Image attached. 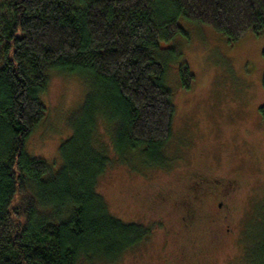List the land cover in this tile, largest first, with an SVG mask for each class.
<instances>
[{
    "label": "trees",
    "instance_id": "1",
    "mask_svg": "<svg viewBox=\"0 0 264 264\" xmlns=\"http://www.w3.org/2000/svg\"><path fill=\"white\" fill-rule=\"evenodd\" d=\"M2 8L0 264L112 263L150 232L114 219L96 186L108 147L120 157L143 150L153 167L170 139L174 109L159 42L185 35L178 17L229 43L258 36L264 0H7ZM53 73L88 83L85 127L60 146L55 176L25 153ZM180 73L188 89L193 76L185 65ZM100 119L114 127L108 147L96 137Z\"/></svg>",
    "mask_w": 264,
    "mask_h": 264
},
{
    "label": "rangeland",
    "instance_id": "2",
    "mask_svg": "<svg viewBox=\"0 0 264 264\" xmlns=\"http://www.w3.org/2000/svg\"><path fill=\"white\" fill-rule=\"evenodd\" d=\"M6 1L0 0V12ZM176 21L185 35L159 42L156 51L174 109L160 160L149 167L140 149L118 156L108 147L114 127L102 119L96 134L110 158L98 195L114 219L150 234L112 263L94 258L80 264H264V32L229 43L208 27ZM182 65L193 76L188 89L182 87ZM47 85L38 97L45 115L25 153L55 176L62 166L60 146L85 127L88 83L53 73ZM198 174L238 185L228 200L233 232L227 236L214 238L210 214H202L200 230L178 223L184 186Z\"/></svg>",
    "mask_w": 264,
    "mask_h": 264
},
{
    "label": "flooded vegetation",
    "instance_id": "3",
    "mask_svg": "<svg viewBox=\"0 0 264 264\" xmlns=\"http://www.w3.org/2000/svg\"><path fill=\"white\" fill-rule=\"evenodd\" d=\"M237 186L234 179L193 175L184 186L182 200L177 205L181 212L178 223L187 230H194L200 227L202 214H210L207 217L210 218L211 228H214V238L227 236L233 232L228 200L234 195Z\"/></svg>",
    "mask_w": 264,
    "mask_h": 264
}]
</instances>
